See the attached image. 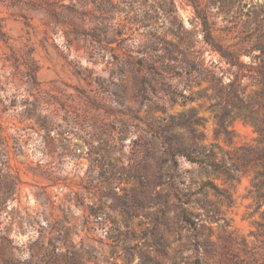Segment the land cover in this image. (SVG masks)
Masks as SVG:
<instances>
[{
    "label": "rangeland",
    "instance_id": "obj_1",
    "mask_svg": "<svg viewBox=\"0 0 264 264\" xmlns=\"http://www.w3.org/2000/svg\"><path fill=\"white\" fill-rule=\"evenodd\" d=\"M260 44L264 0H0V264H264Z\"/></svg>",
    "mask_w": 264,
    "mask_h": 264
},
{
    "label": "trees",
    "instance_id": "obj_2",
    "mask_svg": "<svg viewBox=\"0 0 264 264\" xmlns=\"http://www.w3.org/2000/svg\"><path fill=\"white\" fill-rule=\"evenodd\" d=\"M205 41L211 45L212 50H216L220 56L225 60L226 63H229L231 66L235 65L238 61V58L235 53L233 52H226L222 50L218 45L214 44L209 38H206ZM259 49L260 53L264 54V46L263 45H258L257 47ZM262 63L260 64L259 72H260V77L264 81V57L261 61ZM176 152L180 155H184L185 157H189L191 154L195 153L194 148L192 147H179ZM261 174V173H260ZM183 218H188L185 213H183ZM188 220V219H187Z\"/></svg>",
    "mask_w": 264,
    "mask_h": 264
}]
</instances>
